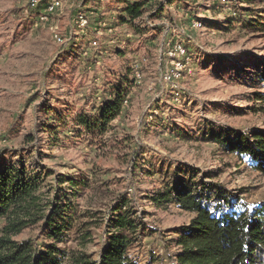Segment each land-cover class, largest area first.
<instances>
[{"label": "rangeland", "instance_id": "rangeland-1", "mask_svg": "<svg viewBox=\"0 0 264 264\" xmlns=\"http://www.w3.org/2000/svg\"><path fill=\"white\" fill-rule=\"evenodd\" d=\"M50 1L39 0L34 10L28 0H0V162L40 160L42 168L55 174H78L97 166L112 172L104 180L116 183L124 178L119 191L135 201L152 231L134 246L131 257L138 264L151 256L157 258L155 264H174L178 247L173 230L187 225L192 215L175 206L156 209L145 198L158 176L131 183L114 156L78 142L68 129L58 131L60 147H50L40 131L48 120L44 108L68 116L80 111L92 115L119 87L123 113L105 138L128 136L141 145L146 163L188 164L223 183L251 208L264 204V174L201 137V130L209 127L264 129V102L253 97L264 94L262 85L253 81L254 73L232 70L244 61L250 66L262 63L264 38L226 25L233 0H142L146 6L134 22L137 35L116 23L122 8L117 0H61L62 8L47 23L37 21ZM78 11L89 21L83 31L75 20ZM191 20L200 21L201 27L192 29ZM51 26L62 43L53 39ZM94 39L97 47L91 45ZM175 41L184 45L190 59V71H180L176 78L175 63L164 55ZM124 154L127 149L114 153L117 158ZM53 183L54 174L45 184ZM36 234L37 229L26 230L14 240Z\"/></svg>", "mask_w": 264, "mask_h": 264}, {"label": "trees", "instance_id": "trees-1", "mask_svg": "<svg viewBox=\"0 0 264 264\" xmlns=\"http://www.w3.org/2000/svg\"><path fill=\"white\" fill-rule=\"evenodd\" d=\"M233 3L226 25H237L250 35L257 34L254 38H264V0ZM116 4L122 7L116 23L126 25L137 35L139 29L134 22L142 17L146 3L117 0ZM162 10L161 6L158 11ZM232 70L244 75L254 73L253 81L264 89V61L251 66L244 61ZM110 97L92 115L80 111L68 116L44 108L48 120L40 131L47 135L49 146L60 147L58 131L68 129L78 142L103 156H114L127 169L131 183L141 181L142 176H158L145 198L156 209L175 206L192 215L187 225L173 230L178 250L172 263L264 264V204L251 208L223 183L208 179L188 164L166 160L146 163L143 148L128 136L105 138L114 129L111 123L123 113V90L112 89ZM253 97L264 102L262 91ZM201 137L214 143L224 155H235L252 170L264 174V129L209 127L201 130ZM125 149L128 154L118 158L114 155ZM27 163L21 158L0 162V264H138L130 251L152 231L138 213L135 201L119 191L121 185L124 187V178L116 183L104 180L112 172L97 166L78 174H55L42 168L40 160ZM52 174L54 183L46 187ZM35 229L34 238L14 240L24 231ZM89 246L96 247V252H90ZM156 259L151 256L145 264H155Z\"/></svg>", "mask_w": 264, "mask_h": 264}, {"label": "built area", "instance_id": "built-area-1", "mask_svg": "<svg viewBox=\"0 0 264 264\" xmlns=\"http://www.w3.org/2000/svg\"><path fill=\"white\" fill-rule=\"evenodd\" d=\"M222 1H225V0H222ZM28 2H29L30 8L34 9L38 5L39 0H28ZM61 8H62V1L61 0H51L47 4L44 11H42L36 19H37V21L47 23L50 16L54 15ZM75 20H76L78 28L81 31H83L84 28H86L88 26L89 21H88L87 16L80 11L77 12ZM190 27L192 29H199L201 27V23H200V21H197V20H191ZM49 29L52 33V37L55 40V42L62 43L63 40L61 39L60 35L56 32V29L52 26ZM95 33H96V35H101L102 30L98 29L95 31ZM96 39H94V41L91 42L92 47H97L98 42ZM169 43H171V44H169V48L166 50L164 55L175 63L174 66L176 68H174V69H175L176 73H173L172 76L176 78L179 76L180 71H185V70L188 72L190 71V68H188V63H189L190 59L187 55L186 48L184 47V45L182 43H180L178 41H175L174 43L173 42H169Z\"/></svg>", "mask_w": 264, "mask_h": 264}]
</instances>
